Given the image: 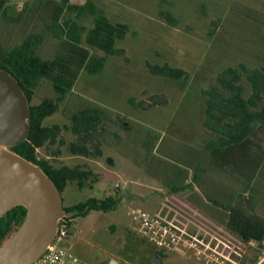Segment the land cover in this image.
Returning <instances> with one entry per match:
<instances>
[{
	"label": "rangeland",
	"instance_id": "rangeland-1",
	"mask_svg": "<svg viewBox=\"0 0 264 264\" xmlns=\"http://www.w3.org/2000/svg\"><path fill=\"white\" fill-rule=\"evenodd\" d=\"M70 1L83 4L86 0ZM90 1L112 22L128 25L125 37L115 44L124 54L106 56L98 74L79 73L72 93L44 120L46 125L63 128L59 136L63 145H48L38 155L55 165L85 164L92 170V183L83 188L75 183L66 186L60 194L63 208L88 197L112 195L119 202L115 209L92 210L72 218L60 245L90 264H198L191 253L163 252L160 262L154 260L156 248L132 231L129 212L139 208L150 212L142 204V196L150 200L158 195V187L166 194L177 170L181 176L175 185L192 183V169L185 162L187 152L200 149L208 137L203 127L202 90L215 84L217 74L227 66L264 67V0ZM11 4L17 9L21 2ZM10 11L14 13L13 8ZM92 20L87 15L77 21L90 27ZM45 23L37 15L7 26L0 19V43L13 47L28 33H39L42 41L36 53L51 58L61 49V42L46 31ZM91 52L103 54L95 49ZM147 63L181 68L187 78L182 85L153 75ZM51 96V85L43 80L30 104ZM151 98L163 100L151 104ZM84 102L109 115L98 136L104 143L101 157L73 155L67 149L76 139L66 129L69 114ZM253 140L264 149V125L257 127ZM209 176L215 183L209 187L210 193L227 197L229 191L236 199L240 194L251 196L256 212L264 216V166L248 189L228 168L211 170ZM254 242L255 249L246 251L241 264H253L262 255L259 243Z\"/></svg>",
	"mask_w": 264,
	"mask_h": 264
},
{
	"label": "trees",
	"instance_id": "trees-1",
	"mask_svg": "<svg viewBox=\"0 0 264 264\" xmlns=\"http://www.w3.org/2000/svg\"><path fill=\"white\" fill-rule=\"evenodd\" d=\"M12 1L16 0H0V19L5 26L18 24L31 16H42L46 19V31L60 40L61 49L51 58L39 56L36 53L42 41L39 33H28L13 47L0 43V68L16 78L29 102L28 134L25 140L11 149L40 166L60 194L70 183L83 188L87 182H93L90 179L92 170L88 165H55L49 158L38 155L39 150L48 145H63L59 137L63 128L58 124L46 125L44 120L53 115L61 102L72 93L81 71L98 74L105 65L106 56L124 54V50L115 44L125 37L129 27L122 22H112L90 0L83 4L70 0H19L21 4L17 9L11 4ZM12 8L14 13L10 11ZM87 15L93 17L90 27L77 21ZM165 18L171 19L169 15H165ZM91 49L100 50L103 54L92 53ZM147 69L153 75L177 80L182 85L187 78L183 69L167 63H147ZM43 80L50 83L53 96L30 104ZM202 97L203 127L208 137L200 149L187 152L185 162L192 169V182L199 183V175L206 171L228 168L242 178L246 189L250 188L258 170L264 166V149L253 140L257 127L264 125V67L249 68L242 63L227 66L217 74L215 84L202 90ZM151 100L153 104L163 99ZM108 116L103 109L87 102L70 112V124L66 129L76 139L68 143V151L87 158L101 157L104 143L98 136ZM108 160L111 161L110 158ZM176 172L170 178L173 184L166 186L172 191L188 187L187 183L174 184L178 183V175L181 176V172ZM203 193L211 203L226 211L225 225L230 232L244 243L253 240L259 243L258 247H263L264 216L256 212V203L251 196L243 197L240 194L236 199L235 195L230 194L228 205H223L217 201L214 193ZM118 202V198L112 195L88 197L64 207L66 211L73 212L65 221L69 225L72 218L85 216L92 210L106 212L115 209ZM25 214L26 209L18 205L0 217V244L11 227L21 224ZM162 256L163 252H154L155 258Z\"/></svg>",
	"mask_w": 264,
	"mask_h": 264
},
{
	"label": "water",
	"instance_id": "water-1",
	"mask_svg": "<svg viewBox=\"0 0 264 264\" xmlns=\"http://www.w3.org/2000/svg\"><path fill=\"white\" fill-rule=\"evenodd\" d=\"M29 102L16 78L0 68V217L21 205L26 214L0 244V264H30L48 247L58 223L70 217L53 181L11 149L26 139ZM160 262L159 258H154Z\"/></svg>",
	"mask_w": 264,
	"mask_h": 264
},
{
	"label": "built area",
	"instance_id": "built-area-1",
	"mask_svg": "<svg viewBox=\"0 0 264 264\" xmlns=\"http://www.w3.org/2000/svg\"><path fill=\"white\" fill-rule=\"evenodd\" d=\"M115 186L118 188L119 184ZM129 213L132 231L138 237L151 243L157 251L191 253L198 264H241L246 251L256 246L253 240L244 243L218 230L210 232L208 236L194 234L180 223L140 208L132 209ZM68 226L65 219L60 220L51 243L30 264H90L60 245L68 235Z\"/></svg>",
	"mask_w": 264,
	"mask_h": 264
},
{
	"label": "crops",
	"instance_id": "crops-1",
	"mask_svg": "<svg viewBox=\"0 0 264 264\" xmlns=\"http://www.w3.org/2000/svg\"><path fill=\"white\" fill-rule=\"evenodd\" d=\"M199 180V183H187L188 187L178 191L168 189L164 195L161 192L163 189L158 187L156 188L159 191L158 195L154 194L155 196H152L150 200L146 197L147 195L142 196L144 197L142 204H146L151 213L180 222L194 234L208 236L210 232L218 230L223 234L230 235L234 240H240L225 225L226 211L211 203L203 193L209 191V187L215 184L209 176V171L200 174ZM215 195L220 204L228 205L229 191L227 197L217 193ZM261 249L263 250L262 255L258 256L259 260L253 264H258L264 258V244Z\"/></svg>",
	"mask_w": 264,
	"mask_h": 264
}]
</instances>
